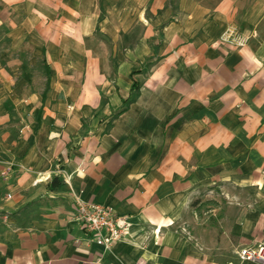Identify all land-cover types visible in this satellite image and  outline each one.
<instances>
[{
    "label": "crops",
    "instance_id": "crops-1",
    "mask_svg": "<svg viewBox=\"0 0 264 264\" xmlns=\"http://www.w3.org/2000/svg\"><path fill=\"white\" fill-rule=\"evenodd\" d=\"M23 3L82 82L0 162V264H256L236 251L264 244V0H0L9 30ZM102 32L122 52L97 54ZM76 198L129 234L89 242Z\"/></svg>",
    "mask_w": 264,
    "mask_h": 264
},
{
    "label": "rangeland",
    "instance_id": "rangeland-1",
    "mask_svg": "<svg viewBox=\"0 0 264 264\" xmlns=\"http://www.w3.org/2000/svg\"><path fill=\"white\" fill-rule=\"evenodd\" d=\"M31 10L30 3L14 7L13 19L18 21V25L14 30H9L10 10L7 7L0 9V162L8 161L10 148L24 135L27 130L25 126L30 120H47L41 117L46 112L37 113L34 106L41 102L50 108L62 103L65 98L70 100L78 92L82 82L79 76L74 78L62 74L75 70L74 64L67 63V59L76 54L73 48H65L64 53L57 49L60 53L56 51V54L64 55V62L53 64L48 61L50 49L44 46V41L36 30L39 18ZM100 19L102 17L99 16L98 22ZM92 37L96 45L94 50L100 56L122 52L118 46L105 47L107 41L103 32L95 33ZM29 40L31 45L24 48V42ZM104 66L111 73L115 65ZM124 66L131 70L130 74H139L138 77L135 76L138 80L150 65L146 64L145 69L136 64ZM46 129L47 126L44 130Z\"/></svg>",
    "mask_w": 264,
    "mask_h": 264
},
{
    "label": "built area",
    "instance_id": "built-area-1",
    "mask_svg": "<svg viewBox=\"0 0 264 264\" xmlns=\"http://www.w3.org/2000/svg\"><path fill=\"white\" fill-rule=\"evenodd\" d=\"M74 203L76 206L74 220L87 235V240L102 247L104 251H109L114 243L125 239L129 234V223L123 217L117 216L112 207L79 198H76ZM236 255L240 261L264 264V244L255 243L240 247Z\"/></svg>",
    "mask_w": 264,
    "mask_h": 264
},
{
    "label": "trees",
    "instance_id": "trees-1",
    "mask_svg": "<svg viewBox=\"0 0 264 264\" xmlns=\"http://www.w3.org/2000/svg\"><path fill=\"white\" fill-rule=\"evenodd\" d=\"M136 88H137V85H136L135 82H133V83H132V90H133V89L135 90ZM124 103H125V102H124ZM61 185H62V182L60 181L59 176L54 175V176L51 178V180H50V182H49V184H48V189H49V190H55V189L59 188Z\"/></svg>",
    "mask_w": 264,
    "mask_h": 264
}]
</instances>
